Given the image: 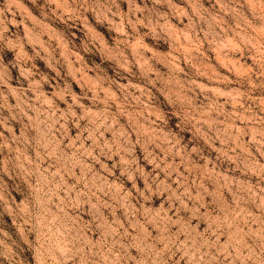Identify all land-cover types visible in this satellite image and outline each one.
<instances>
[{"label": "rangeland", "instance_id": "374dc122", "mask_svg": "<svg viewBox=\"0 0 264 264\" xmlns=\"http://www.w3.org/2000/svg\"><path fill=\"white\" fill-rule=\"evenodd\" d=\"M0 264H264V0H0Z\"/></svg>", "mask_w": 264, "mask_h": 264}]
</instances>
